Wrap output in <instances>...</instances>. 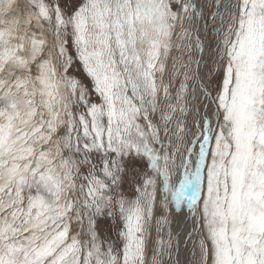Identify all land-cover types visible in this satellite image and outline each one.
Masks as SVG:
<instances>
[{"label": "snow or ice", "instance_id": "1", "mask_svg": "<svg viewBox=\"0 0 264 264\" xmlns=\"http://www.w3.org/2000/svg\"><path fill=\"white\" fill-rule=\"evenodd\" d=\"M182 240L264 264V0H0V264H181Z\"/></svg>", "mask_w": 264, "mask_h": 264}, {"label": "rangeland", "instance_id": "2", "mask_svg": "<svg viewBox=\"0 0 264 264\" xmlns=\"http://www.w3.org/2000/svg\"><path fill=\"white\" fill-rule=\"evenodd\" d=\"M72 74L79 76L81 79H83L81 73L79 71H73ZM85 83H88L86 80L84 81ZM135 176H134V172L132 170V168H129L128 174L125 176L124 178V182L122 183V190L125 192L126 195L128 196H132L133 195V191H134V185H133V180H134ZM187 209H183V211H186ZM178 216H173V220H172V224H171V228L173 230L174 227L172 226H176V219ZM174 232V231H173ZM100 233H101V238L104 239L106 236L108 235H113L114 236V231H112L111 227H110V222L103 224L100 227ZM153 235H155V233H153ZM183 248H184V242H183ZM188 248L191 249V243H189ZM185 249V248H184ZM183 263L184 264H190L191 260H192V255L190 250H184L183 252Z\"/></svg>", "mask_w": 264, "mask_h": 264}, {"label": "bare ground", "instance_id": "3", "mask_svg": "<svg viewBox=\"0 0 264 264\" xmlns=\"http://www.w3.org/2000/svg\"><path fill=\"white\" fill-rule=\"evenodd\" d=\"M184 213H187V210L186 211H183ZM176 219V226H172V227H174L173 228V231L174 232H177V231H181V232H183V230H184V218H183V216H178L177 218H175ZM184 248H183V240L181 241V251H180V260H181V264H184L183 263V252H184ZM191 252V251H190Z\"/></svg>", "mask_w": 264, "mask_h": 264}]
</instances>
